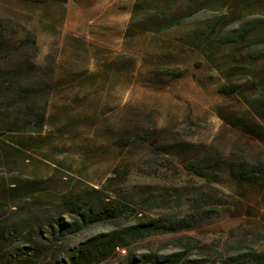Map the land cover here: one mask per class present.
Here are the masks:
<instances>
[{
    "label": "rangeland",
    "instance_id": "rangeland-1",
    "mask_svg": "<svg viewBox=\"0 0 264 264\" xmlns=\"http://www.w3.org/2000/svg\"><path fill=\"white\" fill-rule=\"evenodd\" d=\"M136 3L0 0V27L8 40L2 55H19L16 47L30 33L36 45L20 55H38L42 64L52 56L55 65L45 129L0 130V192L26 182L34 191L27 199L42 205L92 188L132 201L154 192L176 207L178 199L189 204V192L199 188L210 201H229L194 234L206 247L227 252L223 242L234 237L264 239V182L237 185L226 175L218 182L204 180L183 168L184 159L200 150L231 157L264 154V144L236 126L249 117L247 98L260 82L242 68L234 70L239 62L228 56L224 69L230 79L223 77L202 50L180 41L208 21L217 30L236 28L242 15L264 24V0H213L186 27L160 34L153 19L134 14ZM224 15L227 24L220 20ZM168 68L183 75L165 76ZM225 84L236 94H222ZM109 230L94 226L66 248ZM172 237L141 242L134 254L158 251Z\"/></svg>",
    "mask_w": 264,
    "mask_h": 264
},
{
    "label": "trees",
    "instance_id": "trees-1",
    "mask_svg": "<svg viewBox=\"0 0 264 264\" xmlns=\"http://www.w3.org/2000/svg\"><path fill=\"white\" fill-rule=\"evenodd\" d=\"M212 1L137 0L134 14L153 19L160 34L186 27ZM225 16L220 20L227 24ZM237 21L236 28L224 30H217L208 21L191 29L180 41L183 46L202 50L223 77L230 75L224 69L228 56L239 62L234 70L242 68L260 82L256 93L247 98L249 117H244L241 124L232 121L230 124L264 144V51H261L264 50V24L260 19H250L249 15H242ZM35 45L36 39L29 33L16 47L19 55H2L8 40L0 27V130L4 132L27 131L33 126L42 132L46 127L55 65L52 56H47V64H42L36 60L38 55H20ZM163 74L179 78L183 71L168 68ZM220 92L236 94L235 88L228 84L221 86ZM128 140L119 139L117 144ZM183 168L191 176L204 180L218 182L226 175L237 185L264 182V154L253 158L231 157L200 150L194 158L184 159ZM33 192L26 182L13 183L7 192H0V264H264L261 237L255 240L234 237L224 242L219 239V243L230 248L227 252H223L224 248L209 249L202 239L195 237L201 226L219 217L220 204L229 203L210 201L199 188L189 192V204L183 205L186 203L178 199L181 203L176 207H172L168 198L154 192L132 201L131 197L110 196L104 189L92 188L46 205L27 199ZM180 205L184 207L177 210ZM97 225L110 230L66 248L72 239ZM165 235L173 237L158 251L149 250L136 257L134 250L139 243ZM167 248L174 251L160 253Z\"/></svg>",
    "mask_w": 264,
    "mask_h": 264
}]
</instances>
